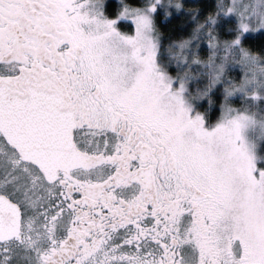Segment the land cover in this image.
<instances>
[{
	"label": "snow or ice",
	"instance_id": "6c2138e0",
	"mask_svg": "<svg viewBox=\"0 0 264 264\" xmlns=\"http://www.w3.org/2000/svg\"><path fill=\"white\" fill-rule=\"evenodd\" d=\"M0 264H264V0H0Z\"/></svg>",
	"mask_w": 264,
	"mask_h": 264
}]
</instances>
